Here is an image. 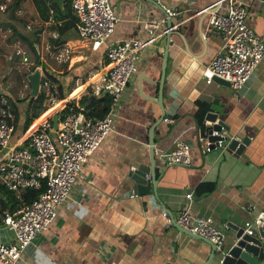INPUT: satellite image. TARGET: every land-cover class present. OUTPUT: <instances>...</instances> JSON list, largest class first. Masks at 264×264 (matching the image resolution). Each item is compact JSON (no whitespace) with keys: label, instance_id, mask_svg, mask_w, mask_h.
I'll use <instances>...</instances> for the list:
<instances>
[{"label":"crops","instance_id":"crops-1","mask_svg":"<svg viewBox=\"0 0 264 264\" xmlns=\"http://www.w3.org/2000/svg\"><path fill=\"white\" fill-rule=\"evenodd\" d=\"M27 1L38 19L34 29L41 27L36 42L46 28L49 43L58 47L60 61L65 57L63 64L58 60L53 73L64 97L49 98L43 111L48 115L39 116L41 112L26 129L22 128L26 103H18L19 119L10 140L13 144L23 142L41 118L54 122L68 111L64 109L69 102L74 109H84L82 96L98 98L94 90L105 71L106 44L125 37H144L140 20L162 17L161 4L177 13L169 17L170 26L165 18L159 29L165 32L139 52L137 71L120 96L112 130L83 164L49 227L26 246L16 264H203L209 256V243L168 223L161 210L176 216L188 207L197 215L210 216L228 243L233 228L243 226L264 206V57L238 90L213 79L205 81L202 68L220 43L208 28L209 11L224 10L225 0H109L119 20L107 40L95 48L75 28L58 35L49 28L53 10L49 9V20L43 21L32 0L20 2L14 12L17 19L25 23L24 13L21 17L18 13ZM239 1L250 26L264 37V1ZM15 23L8 18L0 21V32L11 30L10 37H19L15 32L25 33ZM20 51L28 55L21 48L8 57L3 55L8 70L2 69L0 77L15 69L14 65L9 67V61ZM214 98L222 103L218 116L228 127L226 134L249 137L239 154L222 147L206 152L200 148L204 130L198 118L203 124L207 122L204 116ZM150 138L157 178L153 190L151 186L148 192L135 194L129 174L138 166L150 165ZM177 141L189 145V164H163L159 152ZM210 183L211 189L201 190ZM188 192L190 197H186ZM0 199H4L1 189ZM3 210L0 206V216ZM11 238V228L1 224L0 240Z\"/></svg>","mask_w":264,"mask_h":264},{"label":"built area","instance_id":"built-area-1","mask_svg":"<svg viewBox=\"0 0 264 264\" xmlns=\"http://www.w3.org/2000/svg\"><path fill=\"white\" fill-rule=\"evenodd\" d=\"M6 1L0 4L1 10H4ZM225 1L224 10L209 11L208 28L220 38V43L201 74L206 82L218 76L238 90L264 57V37L250 26L248 13L239 0ZM161 5L162 17L140 20V28L146 32L144 37H125L106 44L105 71L101 83L94 90L97 96L106 94L111 100L102 117L86 114L83 108L69 106L67 112L56 117L55 127L51 118L42 119L26 138V144L20 146V143H10L14 131L12 112L8 107H0V184L20 200L16 209H4L0 216V225L9 226L12 230L10 240H0V264H16L26 246L39 232L49 227L59 206L69 197L83 164L112 130L120 96L137 71L139 52L165 32L159 31L165 18L177 13L175 9ZM71 8L77 18L75 29L78 35L91 41L94 48L107 40L119 20L109 0H72ZM19 53L22 60L27 61L26 54ZM39 86L49 93L52 84L44 79L42 82L39 80ZM51 95L48 98L53 99ZM212 123L209 120L204 123L205 129L199 137L203 152L213 147L226 148L227 145L223 139L226 135L224 127L211 129ZM210 135L218 138L210 140ZM158 157L163 164L188 165L189 145L177 141L172 148L160 151ZM30 187L42 190L29 202L21 200L22 193ZM190 196L191 192L186 193V197ZM161 214L168 223L174 220L190 233L206 238L216 249L225 242L224 233L212 224L210 216L197 215L188 207L176 216L165 210H161ZM263 225L264 206L244 222L243 232L256 234Z\"/></svg>","mask_w":264,"mask_h":264},{"label":"trees","instance_id":"trees-1","mask_svg":"<svg viewBox=\"0 0 264 264\" xmlns=\"http://www.w3.org/2000/svg\"><path fill=\"white\" fill-rule=\"evenodd\" d=\"M22 0H10L9 2L6 1L5 8L3 11L7 12V15L9 19L16 20V16L14 14L15 10L18 8L20 2ZM58 0H32L39 16L43 21L49 20L50 14L49 9L51 8L53 10V13L51 15L52 21H50L49 25L51 29H54L57 31V34H63L66 33V31L75 28V21L76 16L74 13H72L71 3L72 0H63V3L57 2ZM4 2V0H0V4ZM10 27L14 29V26H12V22L8 23ZM41 27L35 28L32 31V36H28L26 33L22 32H15L21 40H23L30 50L33 53V61L28 67V71H26L25 76L27 81L29 82L27 78V74L32 72L36 67L43 66L42 60L38 56V51L35 47V43L38 37V32H40ZM17 30V29H16ZM14 33V34H15ZM106 62V60H105ZM48 79L52 86L49 88V93L45 92V90L41 87H39V91L36 92L35 95H31L30 91L29 94L24 97H18L15 99H12L6 95H4L0 91V107H8V109L13 114V125H14V131L16 129V125L18 123L19 119V111H18V103H21L23 101H26V108L23 115V121H22V128L26 129L29 127L31 122L34 118H36L41 112L45 110L47 107L45 104V100L49 95H53L56 98H62L64 97L61 86L56 80L55 76L52 75L49 72H44V75L40 77V82L42 80ZM56 83V85H54ZM30 86V83L28 84ZM81 102L85 106L84 110L86 114L102 117L106 111L108 110L111 100L110 97L106 94L98 96L96 99L93 95L92 96H82ZM95 104H99V106H95ZM68 105H71V102L68 103ZM66 107V106H65ZM50 110V109H49ZM64 110H68V107H66ZM67 112V111H65ZM48 115V111H45L41 113L39 116ZM38 116V117H39ZM202 118L199 116L198 122L201 125L202 131L205 129ZM13 131V133H14ZM13 136V134H12ZM26 144V139L20 143V146H24ZM213 187V184L210 183L206 187H201V190H209ZM1 193L4 196V199L1 201L0 199V206L2 209H8V210H14L17 208V206L20 203V200L16 198L15 194L6 189L3 185L0 184ZM42 190V188H27L22 193L21 200L29 202L33 198H35L39 192ZM200 190V189H199Z\"/></svg>","mask_w":264,"mask_h":264},{"label":"water","instance_id":"water-1","mask_svg":"<svg viewBox=\"0 0 264 264\" xmlns=\"http://www.w3.org/2000/svg\"><path fill=\"white\" fill-rule=\"evenodd\" d=\"M166 23L168 26L171 25L170 18H166ZM169 34H167V38ZM27 78L30 83V94L35 95L40 80V70L39 67H36L32 72L27 74ZM212 79L220 84L225 86H230L229 81L218 77L213 76ZM158 100V99H157ZM222 103H219L218 98H214L209 105V110L205 113L204 118L209 121H213L210 128L211 129H219L222 125L224 129L227 131L228 127L226 123L218 116L219 111L221 110ZM163 117V116H162ZM56 118V117H55ZM217 120V122H214ZM53 126H56V122L54 119ZM209 128V132H210ZM231 137V138H230ZM218 138L217 135H210L209 139L213 140ZM224 140L227 141L226 150L233 151L234 154H239L244 146L249 142V137H232L226 134L223 137ZM153 141L150 138L149 148H150V165L149 166H138L130 171V179L132 180V191L135 194H143L150 190L152 186V190L154 189L156 175H155V167H154V147ZM174 164V163H169ZM148 174V176H146ZM171 224L188 234L193 236H197L206 240L210 245V252L207 260L203 264H264V225L261 228H258V233L256 234H248L243 232V226H235L233 229L235 230L233 238L228 243L221 245L220 249H216L213 244L199 236L197 234L190 233L189 231L183 229L179 226L174 220L171 221ZM214 259V260H212ZM258 260V261H257ZM108 264V263H106Z\"/></svg>","mask_w":264,"mask_h":264},{"label":"rangeland","instance_id":"rangeland-1","mask_svg":"<svg viewBox=\"0 0 264 264\" xmlns=\"http://www.w3.org/2000/svg\"><path fill=\"white\" fill-rule=\"evenodd\" d=\"M22 4L23 5L21 6V12H19L18 15L20 16V14L24 13L25 23L27 24L25 25L24 21L21 19L12 21H17V23L15 24H17L16 26H19L20 31L25 32L28 36L31 37L34 27L38 25V19L36 17V13L31 1H27L26 3ZM7 18L9 19L7 12L0 10V21L4 22L7 20ZM3 29H5V27H3ZM10 32L11 30H8V32H0V75H3L2 69L5 70L6 68L8 70V68L6 67V59L3 57V55L8 57L9 54L16 48L25 49L28 53V55H26L27 61H23L21 60L22 54L14 52L18 56H12L11 62L9 61V67H11V65H14L15 69H10L9 72L12 73L17 71L16 74L10 75L9 72H7L4 77H0V90L2 89L4 93L10 94V97L15 99L18 97H27V95L29 94L30 86L28 85L29 82L26 79L25 73L26 71H28V67L33 61V53L28 45L19 37H13V35H11L12 39H10ZM48 37V31L45 28L39 36L40 40L35 43V47L38 51V56L43 62V66H38L40 70V77H42L44 75V72L46 71L54 75L60 62H62V64L65 62V57H63V61H60L61 56L58 52V47L55 48L54 45L50 44ZM48 43L50 45H48ZM22 69H26L25 72H23L24 70ZM20 72H22L23 74H21ZM39 87L37 91H39V89L41 88ZM51 96L53 97V95ZM48 97L45 100L46 105L49 101ZM23 103H26V101H23Z\"/></svg>","mask_w":264,"mask_h":264},{"label":"bare ground","instance_id":"bare-ground-1","mask_svg":"<svg viewBox=\"0 0 264 264\" xmlns=\"http://www.w3.org/2000/svg\"><path fill=\"white\" fill-rule=\"evenodd\" d=\"M43 118H44V117H43ZM43 118H41L40 120H42ZM40 120H39V121H40ZM34 127H35V126H34ZM34 127H31L30 129H33ZM30 129H29V130H30Z\"/></svg>","mask_w":264,"mask_h":264}]
</instances>
